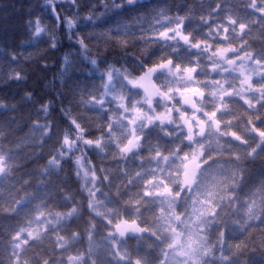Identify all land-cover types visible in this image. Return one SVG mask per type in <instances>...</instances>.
<instances>
[{"label": "clouds", "instance_id": "1", "mask_svg": "<svg viewBox=\"0 0 264 264\" xmlns=\"http://www.w3.org/2000/svg\"><path fill=\"white\" fill-rule=\"evenodd\" d=\"M0 264H264V0H0Z\"/></svg>", "mask_w": 264, "mask_h": 264}]
</instances>
